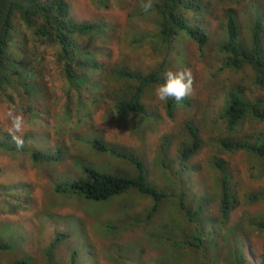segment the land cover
<instances>
[{
    "label": "rangeland",
    "instance_id": "1",
    "mask_svg": "<svg viewBox=\"0 0 264 264\" xmlns=\"http://www.w3.org/2000/svg\"><path fill=\"white\" fill-rule=\"evenodd\" d=\"M66 1L73 21L101 26L91 34L74 35L79 47L93 52L94 61L101 67L100 71L94 72L100 76L101 92L92 93L88 101H77L78 94L74 91L69 94L71 97H67L62 91V79L48 74L59 66L49 63L54 61V50L36 44L39 41L26 32V58L32 60L31 64L26 63L27 69L35 75L29 84L38 83L36 87L43 89L32 105L28 104L25 95L19 98L20 91L24 89L20 86L7 91L11 103L0 104V208L2 213L15 214L20 200H23L35 212L23 222L41 227L44 223L51 227L55 224L56 232L67 237L59 251L52 253L47 250L49 244L39 242L32 231H10L0 223V236L3 238L0 240L11 244L10 251L0 254V264H11L21 259H28L30 264H50L47 253H50L52 264H71L72 257L75 264H229V259L237 260L240 251L247 264H261L264 232L252 226L251 222L264 220V198L250 203L248 196L264 194V161L247 153H224L218 145L219 140L225 137L241 139L253 132L264 133V119L260 122L246 119L243 125L229 133L222 118L229 93L236 91L238 86L242 87L245 98L260 96L259 89L253 85V72L249 68L223 71L215 80L217 88L204 96L198 91L200 87L204 89L206 79L201 80V76L191 70L194 84L200 87L197 86V92L192 90L193 97H186L182 102L186 104L188 99L190 104L199 99L198 107H206L202 113L206 114L200 121L202 127L198 133L200 151L197 156L183 162L179 150L183 142H189L190 135L184 130L183 121L175 119L176 116L192 117L189 106H177L174 118L170 119L165 114L164 103L155 97L156 87H149L141 100L149 114L144 121L135 114L120 116L116 109L120 97L134 91L132 84L114 73L116 70L142 75L158 71L164 64L165 71L175 72L179 70L178 62H184L177 50L174 60H171L166 59V51L133 42V37L142 39V34L152 36L154 26H158L153 20L156 14L149 12L153 18H145L140 13L142 10H136L141 9L142 0ZM228 1L236 3L234 0L200 1L216 2L208 20L205 18L203 22V26L212 33L211 44L215 46L223 41L224 27L220 23L223 7L225 10L230 7ZM261 1L264 8V0ZM251 28L252 21L241 31V37L247 42L251 39ZM208 53L218 64L224 58L220 52L218 56L210 53L209 48ZM83 72L87 74L90 69L85 66ZM161 76L164 77V72ZM45 84L49 85L47 89ZM12 107L22 113L25 120V144L19 150L7 131L9 122L5 114ZM78 107L86 111L81 113ZM96 136L109 148L140 161L151 185L175 196L183 194L191 214L201 207L196 222H189L178 211L175 205L179 200L175 197H168L160 204L154 220H151L153 225L149 227L148 221L136 223L150 212L153 202L149 197H138L135 192H128L121 197L127 204L123 208L122 204L119 205L120 197L96 204L70 193L58 192L59 184L82 176L78 163L101 166L114 174L136 173L134 166L125 160L107 153L95 154L90 142ZM164 138L169 143L163 156L160 145ZM34 154L56 155L57 161L38 163L33 160ZM216 160L224 161L232 175L230 186L235 206L226 221L220 214L221 177L214 167ZM9 209L12 213L8 212ZM109 216L122 222L124 227L109 230ZM199 224V229L208 236L200 248L185 246L186 241L192 240L194 229ZM213 229L222 235L218 237ZM217 255L221 259L213 261ZM6 256L9 260L5 259Z\"/></svg>",
    "mask_w": 264,
    "mask_h": 264
},
{
    "label": "trees",
    "instance_id": "2",
    "mask_svg": "<svg viewBox=\"0 0 264 264\" xmlns=\"http://www.w3.org/2000/svg\"><path fill=\"white\" fill-rule=\"evenodd\" d=\"M202 0H153V8L150 12H154L156 17L153 18L141 11L140 13L145 18H153L154 26L152 36L147 37L142 34V39L133 37V42L139 45H149L154 47V50L166 51V59L174 60L177 51L184 59L183 63L178 62L179 70L187 67L190 71L201 76V80L206 79L204 89L200 85L194 84V92H197V86L200 87L198 92L204 96L208 95L213 88H217L215 82L220 77L223 71H238L249 68L253 74V85L260 91V96L249 99L245 98L242 92V87L238 86L236 91L229 93V101L224 107L222 114L226 122L227 130L233 131L246 119L256 120L258 122L264 119V8L261 0H234L228 1L230 7L222 10L223 24V41L220 45L211 44V31L203 26L205 18L211 13L212 7L216 2H200ZM141 10V9H136ZM253 19V20H252ZM252 21L251 39L249 42L241 37V31L247 27ZM157 26V27H156ZM101 26L97 24H80L73 21L70 16V6L66 0H0V104L11 103L9 93L10 89L24 88L20 91L19 98H24L30 105L35 103L40 95V90L43 88L36 87L38 83H30L35 75L32 71L27 69V64L32 63V60L26 58L27 43L25 38L26 32L30 33L39 41V45H46L54 50V61L49 63L59 64L58 68L48 72L52 78L62 79V91L68 97L74 91L77 93V101H88L89 96L100 94L101 79L95 71H100L101 67L94 61V53L91 51H84L80 48L74 35L85 36L100 30ZM22 34V35H21ZM221 39V40H222ZM210 44V45H209ZM214 53L218 56V52L224 55L221 63L218 64L213 57L209 55ZM177 50V51H176ZM192 58L191 59V54ZM25 56V58H24ZM48 64L46 67L48 68ZM90 69L87 74L83 72L84 67ZM164 64L158 71H152L148 74L127 72L125 70H116L114 73L128 81L133 85L134 91L130 90L127 95L124 93L120 97V101L116 103L117 113L120 116L135 114L140 121H144L149 115L146 106L141 102L144 92L149 87H156L163 83L164 77L161 75L165 73ZM163 71V72H162ZM99 87V89L97 88ZM48 84L44 88L47 89ZM85 89L83 95L80 91ZM19 92H17L18 94ZM199 93V94H200ZM189 97H193L191 92ZM187 99L186 104L183 102L177 103L174 100H169L164 103L165 114L168 118H174V112L177 106H189L191 116L182 118L176 116L175 121H183L184 130L189 133V142H183L179 150V157L184 162L188 161L194 156H197L200 151V139L198 136L199 127H202L201 120L206 114H202L206 107H198L201 102L199 99L194 100L189 104ZM79 112L83 113L86 110L78 107ZM198 111V114H197ZM187 112V111H186ZM118 115V116H119ZM35 118V117H34ZM32 126V124H27ZM168 140L163 139L160 145L161 154L164 156L168 147ZM90 148L93 152L107 153L116 156L122 160L127 161L135 168V174H114L113 171H106L103 167H93L85 164H80L82 168V176L72 182H65L59 184L57 191L66 194L70 193L74 196L80 197L87 202L100 204L111 199L124 197L128 192H135L138 197H149L153 206L150 212H147L143 219L137 220V224L147 223L149 227L153 224L154 215L159 209L160 204L168 197L177 198L178 211L184 214L189 222H196L197 216L201 212V207L196 208L194 213H190L186 208L183 194L175 196L171 193L163 192L151 185L147 179L143 165L137 159L130 157L123 152L109 148L101 138L94 137L90 142ZM219 147L224 152H242L247 155L254 156L264 161V133L253 132L250 136L241 139L226 138L218 142ZM96 154V153H95ZM33 160L38 163L55 162L56 155H33ZM181 160V161H182ZM165 166V164L163 163ZM214 167L218 170L221 177V202L220 214L221 219L226 221L235 206V200L231 191L232 175L228 166L224 161H214ZM264 198V194H251L248 196L250 203H256ZM124 198L120 199V204L125 208L126 203L122 202ZM24 205L26 208L24 209ZM1 207V206H0ZM12 213L11 209L8 210ZM35 214L29 204L20 200L17 213L7 215L2 213L0 208V223L3 228L10 231L29 230L34 233V238L39 242L48 243L47 250L49 252H58L62 246V241L67 237L64 233H57L55 224L51 225L44 223L43 226H36L30 222H23L30 219ZM107 225L109 230L113 228L119 229L124 227L122 222L116 218L109 216ZM199 224L194 229V234L191 241H186L185 246L197 249L202 245L206 233L200 228ZM251 225L264 232V220H255ZM215 232V230L213 229ZM210 233V231H209ZM208 233V234H209ZM218 237L222 234L218 233ZM0 239H3L0 236ZM11 249L10 242L0 240V254L8 252ZM3 253V254H2ZM75 256V255H73ZM215 260L221 259L217 255ZM9 260V257H5ZM48 263H51L50 253H47ZM74 259V258H73ZM72 259L71 264H75ZM11 264H30L28 259H21L14 261ZM229 264H247L241 254L235 259H229ZM261 264H264V256H262Z\"/></svg>",
    "mask_w": 264,
    "mask_h": 264
},
{
    "label": "clouds",
    "instance_id": "3",
    "mask_svg": "<svg viewBox=\"0 0 264 264\" xmlns=\"http://www.w3.org/2000/svg\"><path fill=\"white\" fill-rule=\"evenodd\" d=\"M140 7H141V10L147 14L153 8V2L152 0H142ZM192 88H193V76L189 69L177 70L175 72L168 70V71H165L164 73L163 83H160L156 86L154 94H155L156 99L159 102L166 103L169 100H174L175 102L180 103L186 97L190 96L192 92ZM5 115L9 122V127L7 131H8L9 136L12 139V142L15 144L18 150L23 149L24 144H25L24 139H23V132H24V127H25V120H24L23 114L20 112H17L15 107H12L6 112ZM239 126L241 125L239 124L235 128V130ZM112 130H115V129H112ZM226 130H227V127H226ZM235 130L233 131L227 130V132L233 133ZM226 138H230V137H225L222 139H226ZM221 151L223 150L221 149ZM235 152H238V151H235ZM224 153H229V152H224ZM220 202H221V199H220Z\"/></svg>",
    "mask_w": 264,
    "mask_h": 264
}]
</instances>
